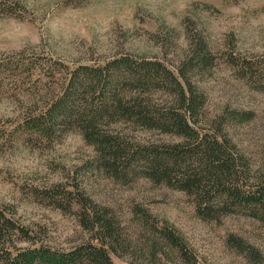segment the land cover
I'll list each match as a JSON object with an SVG mask.
<instances>
[{
	"label": "rangeland",
	"instance_id": "obj_1",
	"mask_svg": "<svg viewBox=\"0 0 264 264\" xmlns=\"http://www.w3.org/2000/svg\"><path fill=\"white\" fill-rule=\"evenodd\" d=\"M19 1L26 8L24 18L0 17V57L28 47L77 64L129 53L160 58L175 68L191 54L187 36L203 40L214 64L195 72L193 80L206 93V116L215 122L223 112L233 114L224 132L236 143L252 178L264 180V0H91L80 7L64 6L62 0ZM231 54L251 62L259 73L245 77L229 63ZM21 106L14 97L0 100V204L40 242L67 249L90 237L75 214L36 196L61 184L78 186L110 207L138 250L147 236L140 235L133 220L136 204L155 220L173 225L194 249L199 264H256L228 244L231 235L249 243L259 253L258 264H264L261 222L240 214L206 221L183 191L144 177L119 181L97 168L95 148L77 130L52 142L24 140L18 129ZM117 128L135 143L181 141L124 123ZM112 256L116 264H177L172 259L151 261L148 255Z\"/></svg>",
	"mask_w": 264,
	"mask_h": 264
},
{
	"label": "trees",
	"instance_id": "obj_2",
	"mask_svg": "<svg viewBox=\"0 0 264 264\" xmlns=\"http://www.w3.org/2000/svg\"><path fill=\"white\" fill-rule=\"evenodd\" d=\"M89 1L62 3L80 7ZM25 9L19 0H0V17L24 18ZM187 38L191 54L175 68L160 58L129 53L93 63H67L24 47L0 57V100L14 97L21 102L18 129L24 140L52 142L77 130L95 148L97 168L111 177L122 182L144 177L183 191L206 221L240 214L264 225V180L252 178L236 143L223 129L234 116L227 111L215 122L209 119L206 93L193 80L195 72L214 64V56L203 40ZM229 63L247 78L259 73L251 62L233 54ZM122 123L172 134L181 141L135 143L117 128ZM36 196L75 214L90 237L67 249L51 247L0 204V264H116L112 253L199 264L194 249L173 225L155 220L138 204L133 220L140 235L147 236L140 250L123 234L111 208L78 186L57 184ZM23 242L30 245L21 246ZM227 242L258 264L259 253L244 239L231 235Z\"/></svg>",
	"mask_w": 264,
	"mask_h": 264
}]
</instances>
